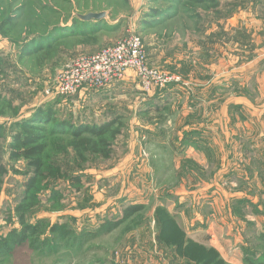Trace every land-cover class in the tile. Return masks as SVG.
Returning <instances> with one entry per match:
<instances>
[{"label": "rangeland", "instance_id": "rangeland-1", "mask_svg": "<svg viewBox=\"0 0 264 264\" xmlns=\"http://www.w3.org/2000/svg\"><path fill=\"white\" fill-rule=\"evenodd\" d=\"M152 8L160 14L150 16ZM89 12L105 17L79 21ZM130 33L150 40L151 65L183 81L148 93L134 74L103 91L53 92L64 64ZM0 56V89L18 111L0 114V162L9 168L0 184V264H264V0H220L217 8L0 0ZM41 107L76 125L116 119L122 133L110 158L85 162L68 135L48 137L49 158L79 174L82 187L51 181L63 196L42 190L25 219L42 228L6 251L3 240L22 228L16 207L27 179L26 162H12L8 144L14 122ZM133 204L143 209L101 230ZM55 223L67 233H51Z\"/></svg>", "mask_w": 264, "mask_h": 264}, {"label": "trees", "instance_id": "trees-1", "mask_svg": "<svg viewBox=\"0 0 264 264\" xmlns=\"http://www.w3.org/2000/svg\"><path fill=\"white\" fill-rule=\"evenodd\" d=\"M198 6L207 8L220 6V0H189ZM159 8H152L150 16H158ZM78 17V16H77ZM88 22L91 20H79ZM146 47V45H145ZM40 48V46H38ZM43 48V47H42ZM39 50V49H38ZM36 50V51H38ZM4 73L2 66V58L0 56V76ZM183 81V78H182ZM181 81V82H182ZM178 85L177 83H173ZM170 84L169 86H171ZM168 86V87H169ZM164 89V88H162ZM157 89V90H162ZM12 111V115L18 114L17 108L12 101L4 96L0 89V114L5 115L7 110ZM7 121L0 122V143L5 137ZM11 140L9 141V159L16 163L24 160L26 162L27 179L24 182V195L21 202L16 207V212L20 217L22 224L21 231L14 229L9 236L3 240V245L6 251H11L14 246H21L30 236L39 232V225L26 223V212L36 207L40 202V194L42 190L50 188L51 181L60 182L63 180L69 184L76 186L78 190L82 187V177L79 174H71L64 169L62 164L53 161L48 156L49 136L68 135L69 143L74 148L76 157L82 162L87 161L90 155H99L108 159L112 155V141L115 140L121 133V125L116 120H109L103 123L89 124L81 123L76 125L70 119L59 118L52 107L47 109L38 108L30 118L16 120L13 124ZM9 173V168L0 162V184L3 183V178ZM44 185V187H43ZM51 195L53 198L59 199L63 196L59 189L54 185L51 186ZM143 209L141 204L129 205L125 208L122 218L114 221H106L101 225L103 232H111L116 229L122 222ZM51 233L61 232L67 233L66 225L55 223L49 225ZM1 244V246H2ZM197 264H214L210 260H203ZM247 264H253L252 259L247 261Z\"/></svg>", "mask_w": 264, "mask_h": 264}, {"label": "built area", "instance_id": "built-area-1", "mask_svg": "<svg viewBox=\"0 0 264 264\" xmlns=\"http://www.w3.org/2000/svg\"><path fill=\"white\" fill-rule=\"evenodd\" d=\"M129 72L148 93L182 81L179 75L151 65L142 35L130 33L112 45L64 64L55 75L53 92L69 97L82 90L107 89L125 80Z\"/></svg>", "mask_w": 264, "mask_h": 264}, {"label": "water", "instance_id": "water-1", "mask_svg": "<svg viewBox=\"0 0 264 264\" xmlns=\"http://www.w3.org/2000/svg\"><path fill=\"white\" fill-rule=\"evenodd\" d=\"M77 16L82 20L103 19L105 12H89L86 14H78Z\"/></svg>", "mask_w": 264, "mask_h": 264}, {"label": "crops", "instance_id": "crops-1", "mask_svg": "<svg viewBox=\"0 0 264 264\" xmlns=\"http://www.w3.org/2000/svg\"><path fill=\"white\" fill-rule=\"evenodd\" d=\"M146 45H150V40H148V42H147V44ZM146 49H148V51H147V53H149L148 54V56H151L150 54V48L147 46V48ZM152 52V51H151ZM157 55V54H156ZM155 56V55H154ZM130 76H134V74L132 73V72H129L128 73V75H127V77L125 78V80H127L128 78H130ZM124 81V80H123ZM118 83H120V82H118ZM117 84V83H116ZM115 84V85H116ZM115 85H113L112 87H114ZM112 87H110V88H112ZM103 90H105V89H103ZM103 90H101V91H103ZM100 91V90H99ZM98 92V91H97Z\"/></svg>", "mask_w": 264, "mask_h": 264}]
</instances>
